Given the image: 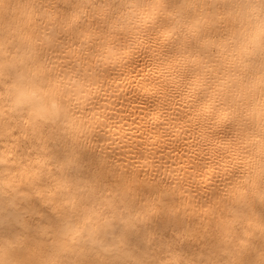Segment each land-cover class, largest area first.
Here are the masks:
<instances>
[{
    "label": "bare ground",
    "instance_id": "6f19581e",
    "mask_svg": "<svg viewBox=\"0 0 264 264\" xmlns=\"http://www.w3.org/2000/svg\"><path fill=\"white\" fill-rule=\"evenodd\" d=\"M131 2L0 0V76L27 60L67 108L58 141L0 114V261L158 264L170 220L150 209L206 189L225 223L246 218L239 243L258 256L264 151L233 141L230 120L257 99L264 65L225 15L239 0H142L155 6L141 19Z\"/></svg>",
    "mask_w": 264,
    "mask_h": 264
},
{
    "label": "clouds",
    "instance_id": "9594fccd",
    "mask_svg": "<svg viewBox=\"0 0 264 264\" xmlns=\"http://www.w3.org/2000/svg\"><path fill=\"white\" fill-rule=\"evenodd\" d=\"M155 5L145 4L142 0H132L127 6L130 19H141L134 15L138 10H146L151 15ZM225 15L233 30L239 35L243 33L252 41V46L258 50L259 62L264 65V0H239V3L225 4ZM231 15H228V13ZM47 75L34 76L27 60L22 61L5 79L0 76V114L11 113L18 122L27 121L34 128L47 132L53 141L66 133L67 108L60 95L47 83ZM44 81V82H42ZM261 89L256 100L249 104V111L230 120L233 141H239L245 149L249 146L264 151V72L261 73ZM99 130L96 139L108 141L105 125L97 123ZM256 137V140H253ZM131 143V141H129ZM104 151L111 155L117 154V145L108 142ZM219 165H202L200 167ZM219 175L210 178L215 185ZM163 182V177L161 179ZM264 189V185H262ZM210 189L199 193L194 199L182 201L180 207L171 203L157 201L151 211L170 220V233H158L166 240L172 251L168 258L161 259L158 264H264V242L259 247V254H252L248 248L239 243L241 234L246 229V218L229 216L231 223H225L223 213L217 215V210L211 204ZM226 232L230 239L226 238ZM179 233L195 237L203 244L196 250L182 247L177 242ZM264 241V230H262ZM83 243V242H82ZM0 264H49L47 260L33 261L15 258L10 261H0ZM56 264H68L57 261ZM136 264H156L152 260H139Z\"/></svg>",
    "mask_w": 264,
    "mask_h": 264
}]
</instances>
